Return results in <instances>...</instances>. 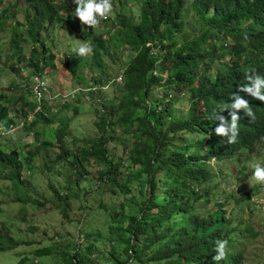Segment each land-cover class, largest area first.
Masks as SVG:
<instances>
[{
  "label": "trees",
  "instance_id": "1",
  "mask_svg": "<svg viewBox=\"0 0 264 264\" xmlns=\"http://www.w3.org/2000/svg\"><path fill=\"white\" fill-rule=\"evenodd\" d=\"M22 1L20 21L15 10H11L17 8L18 2L5 4V0H0V30L9 18L14 21L7 54L9 59L18 55V63L10 65L14 74L27 69V79L30 74H42L52 66L55 44L49 29H56L57 25L62 28L71 24L93 49L86 56L91 62L78 60L80 56L68 46L64 49L65 63L72 72L76 70L75 84L87 85L83 71L87 64L104 67L103 57L111 56L109 44L123 49L126 56L122 80L115 83L113 98L102 97L98 103L102 107L97 110L101 113L96 122L98 136L81 142L74 137L69 144L65 141L64 125L56 131L59 148L50 163L69 166L77 176L69 180L65 192L54 190L60 200L54 209L63 207L59 210L67 216L63 200L70 195V185L78 186L89 174L84 163L96 162V190L101 193L128 195L136 185L133 196L126 198L128 203L120 204L119 209L103 202L97 207L110 220L107 234L98 236L105 238L103 252L114 264H216L212 257L217 240L228 241L227 258L218 264H243L239 241L245 239L244 233L251 237L258 233L252 226L237 221L232 215L234 209L227 211L225 202L233 197L218 185L224 172L219 167L232 161L237 179L242 181L253 174L252 168L247 172L248 164L264 167V128L260 133L242 130L233 144H228L226 137L217 136L214 130L220 123L216 116L227 112L225 119H229L227 98L243 77L251 74L264 78V0H189V9L196 15L192 27L184 16L186 0H138L142 10L139 20L134 21L123 12L106 19L111 20L110 28L103 30L108 41L98 37L94 27L88 31L73 20L77 5L70 8L68 0ZM26 44L31 45L27 56L23 52ZM106 74L107 71L101 75L94 73L89 78L104 84L111 79ZM158 88L163 89L162 95ZM184 91L189 105L181 115L174 109V99ZM31 98L28 89L21 90L16 98L0 93V126L8 129L15 124L14 117L9 115L11 107L20 108L26 130L33 129L39 121L52 122L55 114L45 117L44 111L35 113L32 120L27 119L34 109ZM261 103L255 101L252 108L254 113L264 115ZM71 105L75 115L80 106ZM244 124H248L247 120L238 122L239 130ZM116 126L122 130L128 146L127 156L120 155L113 163L108 142ZM48 144L39 142V147L46 148ZM38 148L27 149L22 158L17 147L0 144V170L13 184L16 194L12 200L21 204L20 210L24 204L39 208L40 201L27 194L29 181L21 176L24 167L32 168L30 162ZM128 158L131 169L122 173L120 166ZM210 159H214L218 169ZM91 192L85 189V203ZM259 192L260 187L254 185L251 193H245L243 199L249 203L248 208L254 207L251 196ZM135 195L140 196L139 200ZM210 203L214 206L210 207ZM90 207L84 204L82 209ZM21 218L25 219V215ZM241 225L243 230H238ZM86 229L81 222L80 231ZM7 239V243L0 242V252L16 246L15 242L11 244V237ZM82 239L88 241L91 237L86 234ZM51 250L62 264H97L90 257L94 252L92 245L84 247L77 242L71 249H36L32 256L25 254L15 264H32V257L46 256Z\"/></svg>",
  "mask_w": 264,
  "mask_h": 264
},
{
  "label": "rangeland",
  "instance_id": "2",
  "mask_svg": "<svg viewBox=\"0 0 264 264\" xmlns=\"http://www.w3.org/2000/svg\"><path fill=\"white\" fill-rule=\"evenodd\" d=\"M114 3L113 11L109 15L111 19L116 13H126L131 16L134 21L139 20L142 13L140 2L138 0H112ZM18 2L15 10L16 18L23 21L22 7L24 3L22 0H5V4H12ZM69 5L73 8L75 6L74 0H68ZM190 2L186 0V10L184 16L187 18L188 25L191 26V22L196 20V15L189 9ZM65 14L67 12L64 11ZM72 16V15H71ZM70 16V17H71ZM73 20L76 21L77 19ZM99 19V18H98ZM111 20H100L97 26L94 27V31L99 33L98 37H103V41L107 40V35L103 30L110 28ZM13 18H9L0 30V93H3L6 98H16L20 91H26L24 86L25 75L30 73L27 69H22L18 74L10 69L12 63H18V55L12 58H8L7 54L10 52V45L8 40L11 37V28H13ZM57 25L56 29H49L51 38L55 44L52 47L54 53V59L52 66L45 68L43 76L47 79L49 88L51 86L52 94L47 97L48 103L45 107V117L55 114L52 122L46 123L39 121L33 129L26 130L23 125H19L17 122L21 117L20 108H9V115L14 117V128L6 131L0 126V144L2 146L17 147L21 157L25 156L27 149H36L39 147V142L49 143L46 148L39 147V152L35 154L30 162L31 169L24 167L22 170V178L29 181V188L27 194L31 199H38L40 201L39 208H33L24 204V209L20 210V203L13 202L15 198V188L13 184L5 178L4 172L0 170V242L7 243L8 237H11L16 246L11 250L0 252V264H15L21 256L27 254L31 255L36 249L43 247H62L68 246L71 249L74 243L77 242L82 246L92 245L94 250L90 255L92 260L97 264H114L107 255L103 252L105 247V238L98 236L101 234H107L109 219L104 216V210L98 209L100 202H103L109 206H113L119 209L120 204L128 203L126 198L133 196L135 184L131 187V191L128 195H110L109 192L101 193L96 190L99 185L97 179V170L99 169L98 163H84L85 167L89 170V174L84 175L78 186L73 183L70 185V195L63 201L66 203L67 216L61 214L59 209H54V206L60 203V200L56 196L54 190L60 193L65 192L66 186L70 181L77 176L75 170L70 169L69 166L60 164L59 162L50 163L54 160L57 153L59 144L56 141V131L64 125V133H66L65 141L69 144L74 137H77L81 142L82 139H92L99 134V128L96 125L97 119L101 113L97 110H101L102 107L98 103H101L102 97L106 99H112L114 95V83L111 80L114 76L122 77V70L126 62L125 51L123 49H115L112 44L106 42L110 47L111 56L103 57L104 67L98 68L92 63L87 64L83 69L87 75V84L91 83V86L95 84L91 75L96 73L101 75L104 71H107L106 75H109L108 85L104 86V89L100 91L101 98L90 100L89 96L82 93L78 99L72 100V95L77 89L83 88L81 91H85L86 87L83 84H75L76 70L72 72L64 61L67 46L70 47L71 52L73 48L78 47L80 43H87L82 41L81 31L74 28L71 24H67L63 28ZM192 27V26H191ZM21 27L20 30L21 31ZM103 32V33H102ZM189 35V32H187ZM48 45V44H47ZM31 45L26 44L23 47L25 55H29ZM86 56L79 57L78 60L85 62ZM90 61V59H87ZM22 65V64H20ZM19 65V66H20ZM16 75V80L13 79ZM164 79L167 77V72L162 74ZM24 80H23V79ZM15 80V81H14ZM118 84V82H116ZM18 86V88L16 87ZM50 90V91H51ZM75 90V91H74ZM158 94L162 95V88H158ZM88 99L90 101H88ZM32 100V98H31ZM85 101V102H83ZM189 100L186 96V91L178 94L174 99V109L176 113L184 115L187 111ZM71 103H78L80 106L78 112L73 114V106ZM74 105V104H73ZM110 105H114L111 103ZM32 116V115H31ZM29 116L28 119L32 120ZM115 131L110 133L109 137H112L108 142V151L110 153V159L113 163H117L120 155L127 156V143L124 140V134L120 127H115ZM35 131L38 136L33 133ZM129 137V136H128ZM126 146V147H125ZM210 163L214 165L215 169H218L217 164L210 159ZM131 162L128 159L122 163L120 170L122 173L131 169ZM219 168L224 171L221 175V181L218 184L224 189L225 194L232 193V199L226 200L227 211L233 210V217H236L237 221H242L253 227L254 231L258 233L256 237H251L250 234L244 233L245 239L239 241L243 250V264H264V184L258 183L253 179V174L250 173L251 166L248 164L247 172L250 173L246 180L237 179V169L232 161L225 164H221ZM254 185L260 187V192L251 196V200L255 203L252 209L248 208L249 203L244 200L245 193L250 192ZM104 185V188H107ZM85 189H91V194H88L89 201L85 203ZM224 194V196H226ZM137 200L140 196L135 195ZM234 198L238 200L235 202ZM222 201L225 199L222 197ZM86 204L90 209L83 210L82 206ZM210 207L214 204L210 203ZM22 215H25V219H20ZM83 222V226L86 229L80 231V223ZM238 230H243L242 225ZM92 233V234H91ZM88 234L91 240H84L82 236ZM58 235L65 236L66 238L60 239ZM98 236L97 238H95ZM96 239V240H95ZM74 240V241H72ZM91 241V242H90ZM51 250L46 256H40L37 258L32 257V264H62L60 257ZM83 254L86 252L82 251Z\"/></svg>",
  "mask_w": 264,
  "mask_h": 264
},
{
  "label": "clouds",
  "instance_id": "3",
  "mask_svg": "<svg viewBox=\"0 0 264 264\" xmlns=\"http://www.w3.org/2000/svg\"><path fill=\"white\" fill-rule=\"evenodd\" d=\"M74 3L77 7L73 15L78 20L77 23L79 26L88 31L89 28L98 25L99 19H107L113 11L112 0H74ZM69 7L73 8L71 5ZM73 51L78 56L84 57L92 54L93 49L87 43H80L78 47L73 48ZM108 83L109 81H105L104 84L106 85ZM104 84L95 83L94 85L100 86ZM90 85L91 83L84 86ZM257 100L261 101V104H264V78L259 75L247 74L227 98L226 103L230 115L229 119H225L228 115L227 112L223 115L216 116V119L220 123L214 130L215 134L220 137H226L227 143L233 144L236 142L237 136L242 130H253L256 133H260L264 128V115L254 113L252 108V104ZM241 120H247L248 124H244L239 130L238 122L240 123ZM251 167L253 169V179L258 183L264 184V167L260 164H252ZM227 244V240L216 241V254L212 257L216 264L227 258Z\"/></svg>",
  "mask_w": 264,
  "mask_h": 264
},
{
  "label": "built area",
  "instance_id": "4",
  "mask_svg": "<svg viewBox=\"0 0 264 264\" xmlns=\"http://www.w3.org/2000/svg\"><path fill=\"white\" fill-rule=\"evenodd\" d=\"M121 80H122L121 76H118V77L116 76L112 79L114 84L116 82L120 83ZM24 82H25L24 86H27L26 88L30 92V94L32 96L33 103H34V109L28 115V117L32 115L31 117L33 118L35 113H40L42 111L45 112V107L48 103L47 97L50 96V94H52L51 93L52 90H51V86L49 88L47 79L43 76V73L42 74H39V73L30 74L29 77L27 79H25ZM106 85H108V84H106ZM106 85L104 84V85H100V86L99 85L86 86L85 91L84 90L81 91L83 88L77 89L76 91L74 90L75 92L72 95V100L74 101V99H78V97H80L82 95V93H84V95L86 93L89 96L90 100L99 99L101 97L98 95L100 94V91L104 89V86H106ZM89 99H88V101H90ZM83 102H85V101H83ZM72 104L78 105V103H72ZM28 117H27V119H28ZM24 122H25V120L23 118L22 119L20 118L17 123L21 126V125H24ZM17 123L10 124L9 128L6 129V131L17 126L16 125Z\"/></svg>",
  "mask_w": 264,
  "mask_h": 264
}]
</instances>
